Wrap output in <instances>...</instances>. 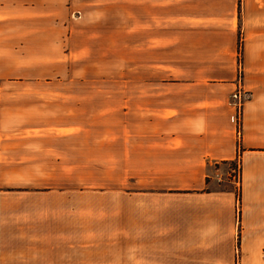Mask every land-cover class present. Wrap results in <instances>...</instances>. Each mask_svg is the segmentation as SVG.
<instances>
[{
    "label": "crops",
    "instance_id": "crops-1",
    "mask_svg": "<svg viewBox=\"0 0 264 264\" xmlns=\"http://www.w3.org/2000/svg\"><path fill=\"white\" fill-rule=\"evenodd\" d=\"M93 4L99 14L121 10L127 20L137 15L140 34L152 37L146 43L154 45L149 52L156 55L140 66L187 69L177 71L176 81H163L160 90L138 92V103L130 92L107 93L108 99L122 97L124 114L137 107L147 121L136 127L124 123L121 135H108L110 148L121 153H110L108 163L122 164L124 187L137 186L128 194L153 202L138 204L139 210L154 211L165 210L164 200L183 196L170 207L181 204L188 214L185 236L175 235L170 221L171 235L153 239L176 244L171 256L147 258L142 264H235L238 209L248 264H257L264 248V0H0V82L36 79V67L50 66L45 52L52 50V33L66 45L68 20ZM166 52L170 58L163 56ZM238 88L249 96L239 135L232 99ZM35 96L0 91V168L15 180L8 184L7 176L0 175V191L50 196L54 189L36 185V179L45 177L44 165L68 163L61 141L72 138L78 127H46L22 119L35 109ZM237 158L240 201L234 190L211 187L221 167ZM21 211L30 216L43 209L27 204Z\"/></svg>",
    "mask_w": 264,
    "mask_h": 264
},
{
    "label": "rangeland",
    "instance_id": "rangeland-1",
    "mask_svg": "<svg viewBox=\"0 0 264 264\" xmlns=\"http://www.w3.org/2000/svg\"><path fill=\"white\" fill-rule=\"evenodd\" d=\"M96 10L93 4L83 13L72 14L67 22L66 45L62 37L52 33V50L45 52L51 57L50 66L36 67V79L0 82V91L36 93L35 109L26 111L22 119L46 127L74 125L78 127L74 131H79L61 141L67 146L68 163L44 165L45 177L35 181L38 186L54 189L50 196L0 191V264H142L147 258L171 256L176 244L152 243L155 236L171 235L170 221L176 225L175 235L187 234L186 209L181 204L170 207L172 202L180 203L183 196L164 200L162 211L139 210L138 204L153 202L128 194L137 186H123L122 164L108 163L110 153H121L107 143L108 135L122 134L124 123L136 127L147 122L137 107L124 114L122 97L108 99L107 93L130 92L138 103V92L160 90L163 81H176L180 75L177 71L187 69L140 66L144 63L141 60L151 61L156 55L149 52L154 45L146 43L152 37L140 34L137 15L132 13L127 20L121 10L101 14ZM163 56L170 58L168 52ZM70 94L75 98L63 96ZM76 104L82 107L76 108ZM50 134L57 133L52 130ZM88 160L92 161L85 162ZM1 168L0 175L7 176L4 182L13 184L14 174L5 175ZM211 187L234 190L238 198L240 160L221 167ZM58 188H65L66 193H59ZM27 204L43 211L32 212V218L21 211ZM238 217L241 219L239 209ZM153 220L169 225H150ZM237 226L235 264H248L239 220ZM255 262L264 264V248L259 249Z\"/></svg>",
    "mask_w": 264,
    "mask_h": 264
},
{
    "label": "built area",
    "instance_id": "built-area-1",
    "mask_svg": "<svg viewBox=\"0 0 264 264\" xmlns=\"http://www.w3.org/2000/svg\"><path fill=\"white\" fill-rule=\"evenodd\" d=\"M241 76V72L238 73V79ZM249 98V96L243 92L242 89L238 88L233 94L232 99L234 100V107L236 109L235 123L237 128L238 135L240 134L241 129V115H242V106L243 103Z\"/></svg>",
    "mask_w": 264,
    "mask_h": 264
},
{
    "label": "trees",
    "instance_id": "trees-1",
    "mask_svg": "<svg viewBox=\"0 0 264 264\" xmlns=\"http://www.w3.org/2000/svg\"><path fill=\"white\" fill-rule=\"evenodd\" d=\"M237 159H239V158H237ZM237 200L240 201V196H238ZM238 220L240 221V218L239 217H238Z\"/></svg>",
    "mask_w": 264,
    "mask_h": 264
}]
</instances>
